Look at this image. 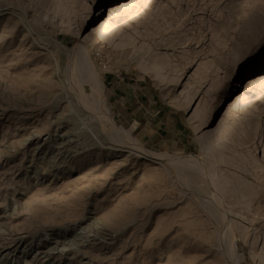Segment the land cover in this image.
<instances>
[{"label":"rangeland","instance_id":"rangeland-1","mask_svg":"<svg viewBox=\"0 0 264 264\" xmlns=\"http://www.w3.org/2000/svg\"><path fill=\"white\" fill-rule=\"evenodd\" d=\"M121 1L0 0V264H264V0ZM144 91L197 143L151 146Z\"/></svg>","mask_w":264,"mask_h":264},{"label":"crops","instance_id":"crops-1","mask_svg":"<svg viewBox=\"0 0 264 264\" xmlns=\"http://www.w3.org/2000/svg\"><path fill=\"white\" fill-rule=\"evenodd\" d=\"M115 95L133 115L139 132L151 146L163 150H186L197 143L195 135L204 121H201L202 117L197 120L195 110L193 117L181 118V114L168 104L159 105L151 91L131 96L127 92ZM200 136H197L199 145Z\"/></svg>","mask_w":264,"mask_h":264},{"label":"bare ground","instance_id":"bare-ground-1","mask_svg":"<svg viewBox=\"0 0 264 264\" xmlns=\"http://www.w3.org/2000/svg\"><path fill=\"white\" fill-rule=\"evenodd\" d=\"M128 1V0H127ZM137 0H131L129 3H125L126 1H121V2H118L117 4H114V5H110V6H108L107 7V12H105L106 14H107V16L108 17H112L114 14H115V12L117 11V10H119V9H122V8H124V7H126V6H128V5H131L132 3H134V2H136ZM106 17V16H105ZM103 19V18H102ZM103 23V22H102ZM103 25H105V23L104 24H100V26H98V28H95V29H93V30H91V32H89V33H94V32H96V31H98L99 29H101V27L103 26ZM113 35H111V34H109V35H107V36H105L104 38H102L101 40L102 41H107V42H109V43H111L110 41L113 39ZM83 44V43H82ZM79 49H81V46L80 47H78V50ZM76 67H77V63H76V65H75ZM25 67V66H24ZM85 67V66H84ZM86 69V68H85ZM159 69H160V67H159ZM78 70H80L79 68H78ZM90 70V69H89ZM147 70H149V69H147ZM152 71H154V69H152ZM85 73H86V70H85ZM78 74H79V72H78ZM88 74H90V72L88 73ZM87 74V75H88ZM80 75V74H79ZM84 75V74H83ZM82 75V76H83ZM85 77H86V75H84ZM154 76H155V78L157 79H160L161 78V76H159V74L158 73H156V72H154ZM84 77V78H85ZM88 77H89V79H90V81L92 82V83H94V85L96 84V86H97V82H96V80L94 79V77H93V75H88ZM87 78V77H86ZM264 79V76H261V75H256V76H254V77H252V78H248V79H246L245 81H244V85L242 84V86L244 87V89H247V88H250L251 86H253L254 84H256V83H258V82H260V81H262ZM84 80V79H83ZM88 80V79H87ZM260 84V83H259ZM238 101H239V99H235L234 101H233V103L232 104H230L226 109H225V111H224V113H223V115L221 116V119L219 120V122H218V124H217V127H219V126H221L229 117H230V115H231V112L236 108V106H237V103H238ZM210 133V132H209ZM220 135V134H219ZM206 136V138L204 139H202L201 140V144L205 147V148H209V146H211L212 145V143H213V141L215 142V139H217L218 138V135H217V133L215 132V134L213 133V132H211L210 134H208V135H205ZM221 139V138H220ZM219 139H217V141H218ZM214 144V143H213ZM133 146V145H132ZM134 147V146H133ZM204 148V150H207V149H205ZM140 153V152H139ZM144 155V154H143ZM145 156V158H146V160H160V159H162V158H160V157H158V156H152L151 154H145L144 155ZM182 160H180V161H178V162H182L183 164H192V163H194V162H192V160L190 161L189 160V158H187V157H185V158H181ZM163 160V159H162ZM173 160V159H172ZM166 161V160H165ZM194 161V160H193ZM168 162V161H167ZM170 163H175V162H170ZM180 164V163H179ZM181 165V164H180ZM189 166V165H188ZM190 167H191V165H190ZM218 184V183H217ZM224 185V184H223ZM225 186V185H224ZM224 186H222V187H224ZM217 188H218V186H217ZM226 189V188H225Z\"/></svg>","mask_w":264,"mask_h":264},{"label":"water","instance_id":"water-1","mask_svg":"<svg viewBox=\"0 0 264 264\" xmlns=\"http://www.w3.org/2000/svg\"><path fill=\"white\" fill-rule=\"evenodd\" d=\"M222 112V111H221ZM221 112L218 114V116L216 117V120L219 118V116H220V114H221ZM216 120H215V122H216Z\"/></svg>","mask_w":264,"mask_h":264}]
</instances>
